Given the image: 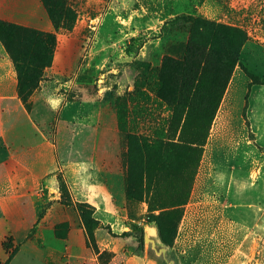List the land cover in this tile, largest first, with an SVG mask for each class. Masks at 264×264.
Returning a JSON list of instances; mask_svg holds the SVG:
<instances>
[{
    "label": "crops",
    "instance_id": "1",
    "mask_svg": "<svg viewBox=\"0 0 264 264\" xmlns=\"http://www.w3.org/2000/svg\"><path fill=\"white\" fill-rule=\"evenodd\" d=\"M150 1L96 0L105 9L104 18L113 19L110 26L115 31L104 37L98 35V28L91 36L75 26L71 32H56L51 66L25 102L18 96L16 72L0 43V264L6 262L12 249L15 252L7 264H158L150 252L136 251L132 236L120 237L142 227L143 222L131 221L126 215L114 99L105 94V88L94 87L92 79L95 73L100 80L118 72L124 42L121 24L135 23L137 12L130 10L132 14L124 16L120 9H142ZM0 21L53 32L40 0H0ZM131 30V35L138 34L137 29ZM146 52L147 47H143L139 58ZM157 53L160 51L154 49L148 56L152 59ZM241 74L234 69L211 122L191 202L178 226V242L186 244L196 224L211 223L210 229H218L223 223L232 229L235 222L224 217L236 208L229 200L246 201V213L257 215L261 211L264 215V159L243 141L244 103L237 116L233 107L237 92L234 80ZM233 117L239 121L240 143L227 149L236 153L241 148L249 159L244 165L235 163L231 156L222 159L223 143L213 140L215 129H224ZM60 182L68 196L66 204L61 203ZM78 204L92 208V218L98 223L93 243L79 218ZM58 225L68 227L64 238L54 234ZM34 226L40 228L29 239ZM37 234L48 238L51 246L44 241L38 244ZM6 238L11 240L9 252L2 246ZM48 248L53 249L49 261L45 259Z\"/></svg>",
    "mask_w": 264,
    "mask_h": 264
},
{
    "label": "rangeland",
    "instance_id": "2",
    "mask_svg": "<svg viewBox=\"0 0 264 264\" xmlns=\"http://www.w3.org/2000/svg\"><path fill=\"white\" fill-rule=\"evenodd\" d=\"M203 2L204 0H152L148 2L149 5L146 4V7L143 5L142 9L145 12L139 7L120 9L124 16L131 15L132 10H137V12L135 23L123 22L121 24L123 27L121 35L124 42L120 45L123 49V57L122 62L117 64L118 72L108 74L100 80L95 78L98 73L92 75L95 82L94 87L105 88V94L114 101L117 97L123 96L125 92H131L134 82L139 87V91L131 96L134 106L132 110H129L131 111L130 117L123 126H126L132 134L146 137L148 150L156 151L155 154L148 153L147 169L134 181V196L139 199V212L144 215L163 214L165 218L170 217L168 207L187 199L186 204L180 208L183 217L185 207L191 202L190 195L194 180L210 134V126L209 129L207 128L209 109L204 108L203 103L205 104L206 99L216 101L220 91L219 86L214 85L219 72L220 51L207 44L206 52L209 57L205 60V67L208 72L203 77L201 76V79L199 73L196 74V80L199 83L196 82L197 87L193 86L194 89L197 88L195 94L187 101H184V97L171 100L170 95L176 79L175 71L170 69L165 75L164 87L161 89L164 96L160 99L156 97L155 91L160 88L157 82V70L162 63V45L166 42L172 53H178L181 50L177 44L186 37L181 29L169 28V26L162 28L165 21L175 16L199 15L221 25L231 43L239 49L241 64L261 80V85L249 86L245 73L239 66H235L242 74L240 79L237 77L234 80L237 92L233 107L237 116L244 103L245 137L243 141L250 146V151L257 149L259 159H264V0H208L202 8ZM68 5L76 13L77 23L74 22L73 27L83 28V34L91 36L98 28V35L104 37L103 35L115 31L110 26L113 19L104 18L105 9L96 0H68ZM100 19L104 22L100 23ZM161 28L163 40H150L159 35ZM131 29H137L138 34L131 35L133 32ZM60 31L67 30L61 29ZM143 47H147L148 52L145 53L146 56L139 58L138 54ZM154 49L160 51V54L157 53L156 57L150 59L148 53ZM187 54L189 65L197 64L199 61L197 49ZM143 62L150 65L148 73L144 66H140ZM200 66H198V72L201 71ZM244 81L247 82L246 87ZM129 87H131L130 90H128ZM235 119L231 118L224 129L223 127L216 128L213 140L218 145L223 143L222 159L231 156L235 163L244 165L249 163V159L242 155L241 148L236 153L227 149L230 144L239 141V121L238 118ZM59 121L63 124L62 119ZM119 144L125 150L121 133H119ZM132 146L135 149L138 144ZM120 162L125 180V163L121 156ZM230 162L232 163V159ZM139 166L140 163L135 161L134 167L139 170ZM229 202L235 204L236 208L232 207L233 214L229 213L224 217L235 222L232 229L231 226H224L220 220L221 225L218 229L216 226L210 229V226H213L211 223L196 224L195 227H191L193 231L188 234L189 241L186 244L185 241L178 242L177 237L181 217L173 239H171V246H166L169 251L168 260H172L173 264H264V215H261V211L257 215L251 211L249 214L246 213L244 208L246 201L229 200ZM142 222L146 223L145 220ZM150 224L155 225V223ZM37 228L40 227L34 226L33 236ZM37 235L39 237L35 239L38 244L44 241L47 246H51L48 238H44L41 234ZM217 236H221V239L213 238ZM195 245L203 246L199 248ZM52 250L48 248L45 252L47 261L51 259ZM156 261L158 264H164L157 259Z\"/></svg>",
    "mask_w": 264,
    "mask_h": 264
},
{
    "label": "trees",
    "instance_id": "3",
    "mask_svg": "<svg viewBox=\"0 0 264 264\" xmlns=\"http://www.w3.org/2000/svg\"><path fill=\"white\" fill-rule=\"evenodd\" d=\"M45 13L52 25L53 32L44 33L34 29L18 26L15 24L0 21V43L3 45L7 55L9 56L17 77V91L18 96L24 102L36 90L42 80L44 70L51 66L54 49L56 46L55 33L60 29L71 31L76 19V13L73 8L68 5V0H40ZM169 26V28L181 29L186 36L177 47L181 50L178 53H172L170 46L166 42L162 45L163 58L161 67L157 70V82L160 88H157L155 95L158 99L163 98L162 90L164 87L165 75L169 73L170 69L175 71V86L170 95L171 100L174 98L184 97V101L194 95L197 88L194 89L196 82V74L199 73L200 79L205 75L207 68L205 67V60L209 57L206 52V45L217 48L220 51L219 57V72L215 87L219 86V96L216 101L207 100L204 108L209 109L207 124L208 129L214 118L217 107L220 103L222 95L225 91L226 85L232 76L235 66H239L245 73L249 80V86L261 85L262 82L258 76L250 73L245 66L241 64L240 51L234 46L224 28L214 21L207 20L199 15H180L175 16L169 21H165L162 28ZM162 28L157 36L150 38V40H163ZM240 36V35H239ZM193 49H197V64H190L187 62L188 54ZM182 61V62H180ZM222 61V63H221ZM201 65V71L198 72V66ZM144 66L146 73L150 65L148 63H141ZM202 76V77H201ZM197 87V85H196ZM139 91V87L134 82L131 92H125L123 96L117 97L114 101V110L118 123V130L121 133V140L125 147H120V156L125 163V197H126V215L131 221H144L148 224L155 223L160 240L166 246H171V239L177 230L179 221L181 220L180 208H182L187 199L179 201L176 204L168 207L170 209V217L165 218L163 214L158 216L144 215L139 213V199L134 196L135 178L142 176L147 167L148 153L155 154V150H148L146 137L137 136L130 133L126 126V121L130 117L134 103L131 96ZM170 103V102H167ZM171 104V103H170ZM138 144L137 148L133 149L132 145ZM150 147V146H149ZM159 155V153H158ZM135 161L140 163L139 170L134 167ZM139 172V173H138ZM60 191L62 192L61 203L69 202L64 185L60 182ZM79 218L86 230L89 240L93 243V230L98 226V223L92 218V208L78 204L76 205ZM170 230L168 231V229ZM67 225H58L54 228V234L57 238H64L67 232ZM33 229L28 236L29 239L33 237ZM132 236L136 242V251L143 252V229L142 227H135L132 232H124L120 237ZM28 239V240H29ZM11 240L7 239L2 246L6 252H9ZM14 249L8 255L4 264H7L13 256Z\"/></svg>",
    "mask_w": 264,
    "mask_h": 264
},
{
    "label": "water",
    "instance_id": "4",
    "mask_svg": "<svg viewBox=\"0 0 264 264\" xmlns=\"http://www.w3.org/2000/svg\"><path fill=\"white\" fill-rule=\"evenodd\" d=\"M143 229V250L150 252L157 260L164 264H173L168 260V248L160 240L158 229L155 225L144 223Z\"/></svg>",
    "mask_w": 264,
    "mask_h": 264
}]
</instances>
